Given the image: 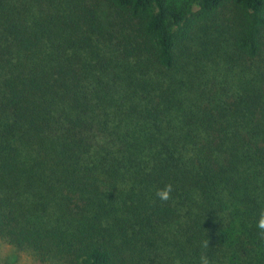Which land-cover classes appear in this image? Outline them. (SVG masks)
<instances>
[{"label": "trees", "instance_id": "1", "mask_svg": "<svg viewBox=\"0 0 264 264\" xmlns=\"http://www.w3.org/2000/svg\"><path fill=\"white\" fill-rule=\"evenodd\" d=\"M262 215L264 0H0V241L264 264Z\"/></svg>", "mask_w": 264, "mask_h": 264}, {"label": "rangeland", "instance_id": "2", "mask_svg": "<svg viewBox=\"0 0 264 264\" xmlns=\"http://www.w3.org/2000/svg\"><path fill=\"white\" fill-rule=\"evenodd\" d=\"M172 4L179 6L185 0H169ZM0 264H41L27 252L20 251L0 241Z\"/></svg>", "mask_w": 264, "mask_h": 264}, {"label": "clouds", "instance_id": "3", "mask_svg": "<svg viewBox=\"0 0 264 264\" xmlns=\"http://www.w3.org/2000/svg\"><path fill=\"white\" fill-rule=\"evenodd\" d=\"M172 188L171 186H167L163 191L158 192L157 196L162 199V200H167L169 198V194L171 193ZM259 227L261 229H264V215L261 216L260 221H259ZM203 264H207V260L203 261Z\"/></svg>", "mask_w": 264, "mask_h": 264}]
</instances>
